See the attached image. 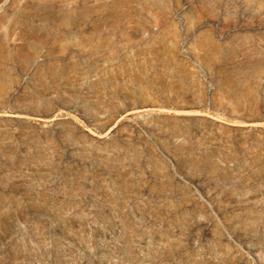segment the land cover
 Returning <instances> with one entry per match:
<instances>
[{
    "label": "rangeland",
    "instance_id": "374dc122",
    "mask_svg": "<svg viewBox=\"0 0 264 264\" xmlns=\"http://www.w3.org/2000/svg\"><path fill=\"white\" fill-rule=\"evenodd\" d=\"M0 264H264V0H0Z\"/></svg>",
    "mask_w": 264,
    "mask_h": 264
}]
</instances>
